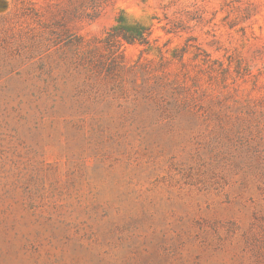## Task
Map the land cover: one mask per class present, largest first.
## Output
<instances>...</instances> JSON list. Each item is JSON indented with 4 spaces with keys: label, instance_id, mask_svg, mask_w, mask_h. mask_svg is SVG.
<instances>
[{
    "label": "rangeland",
    "instance_id": "374dc122",
    "mask_svg": "<svg viewBox=\"0 0 264 264\" xmlns=\"http://www.w3.org/2000/svg\"><path fill=\"white\" fill-rule=\"evenodd\" d=\"M0 264H264V0H0Z\"/></svg>",
    "mask_w": 264,
    "mask_h": 264
},
{
    "label": "trees",
    "instance_id": "16d2710c",
    "mask_svg": "<svg viewBox=\"0 0 264 264\" xmlns=\"http://www.w3.org/2000/svg\"><path fill=\"white\" fill-rule=\"evenodd\" d=\"M115 32H118L120 33L122 39L124 41H126L128 44H135L138 40L136 38L137 34L135 33H130L128 31H125V30H122V31H115Z\"/></svg>",
    "mask_w": 264,
    "mask_h": 264
}]
</instances>
